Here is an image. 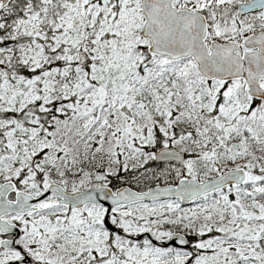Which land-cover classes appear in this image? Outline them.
<instances>
[{"label": "snow or ice", "instance_id": "6c2138e0", "mask_svg": "<svg viewBox=\"0 0 264 264\" xmlns=\"http://www.w3.org/2000/svg\"><path fill=\"white\" fill-rule=\"evenodd\" d=\"M0 264H264V0H0Z\"/></svg>", "mask_w": 264, "mask_h": 264}]
</instances>
